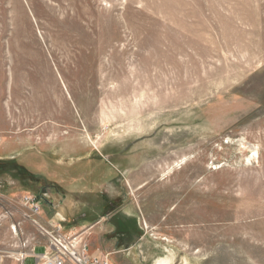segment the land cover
I'll return each instance as SVG.
<instances>
[{
  "label": "rangeland",
  "instance_id": "rangeland-1",
  "mask_svg": "<svg viewBox=\"0 0 264 264\" xmlns=\"http://www.w3.org/2000/svg\"><path fill=\"white\" fill-rule=\"evenodd\" d=\"M24 194L113 264H264V0H0L8 249Z\"/></svg>",
  "mask_w": 264,
  "mask_h": 264
},
{
  "label": "built area",
  "instance_id": "built-area-1",
  "mask_svg": "<svg viewBox=\"0 0 264 264\" xmlns=\"http://www.w3.org/2000/svg\"><path fill=\"white\" fill-rule=\"evenodd\" d=\"M20 203V218L10 224L11 248L0 245V264L7 260L25 264L28 258L33 259L34 264H111L107 256L90 253V244L84 233L68 235L61 226L45 221L41 200L37 195L24 194ZM7 218H15L13 211L6 210L0 216V223ZM27 221L36 228L40 239L26 236L23 224ZM37 246H44L45 250L36 253Z\"/></svg>",
  "mask_w": 264,
  "mask_h": 264
},
{
  "label": "crops",
  "instance_id": "crops-1",
  "mask_svg": "<svg viewBox=\"0 0 264 264\" xmlns=\"http://www.w3.org/2000/svg\"><path fill=\"white\" fill-rule=\"evenodd\" d=\"M127 218L124 216L123 219H121L120 221H118L117 223L114 224H109V227L107 228H99V223L94 224L93 226V236H92V243L94 244L98 238H100L102 235H107L108 236H114V234H116L115 238L113 237V243H111L110 245H118L119 244V238L120 237H125L126 234L129 235V229L127 227ZM137 234H139V230L136 231ZM131 236V235H130ZM129 239V238H128ZM125 247H123V251L125 252L124 254L126 255V257H130L132 254L135 256V259H139L138 254L141 253L142 257L144 259H149L150 257V253H146L145 252V246L147 245L146 241L144 240V235L140 234V235H134V237H131L130 240H127L125 243ZM93 255L96 256H100V257H105L106 255H104V251L103 250H92ZM108 259L109 256L107 255ZM125 257V258H126ZM158 258H154L155 260V264H157L158 262ZM114 257H112V260L109 259L110 263L113 264L112 261H114ZM159 264V263H158ZM171 264V263H169Z\"/></svg>",
  "mask_w": 264,
  "mask_h": 264
},
{
  "label": "bare ground",
  "instance_id": "bare-ground-1",
  "mask_svg": "<svg viewBox=\"0 0 264 264\" xmlns=\"http://www.w3.org/2000/svg\"><path fill=\"white\" fill-rule=\"evenodd\" d=\"M257 152V151H256ZM254 157V156H253ZM171 255V254H170ZM172 257L171 256H169V255H167V256H161L159 259H158V262H157V264L159 263V264H169V263H171L172 262Z\"/></svg>",
  "mask_w": 264,
  "mask_h": 264
}]
</instances>
